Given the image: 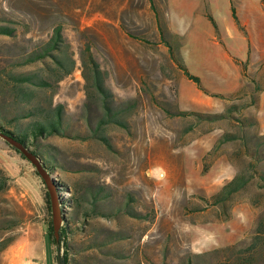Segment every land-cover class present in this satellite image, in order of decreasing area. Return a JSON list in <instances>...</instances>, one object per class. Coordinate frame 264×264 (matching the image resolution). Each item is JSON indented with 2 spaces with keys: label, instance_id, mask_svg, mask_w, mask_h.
Wrapping results in <instances>:
<instances>
[{
  "label": "rangeland",
  "instance_id": "1",
  "mask_svg": "<svg viewBox=\"0 0 264 264\" xmlns=\"http://www.w3.org/2000/svg\"><path fill=\"white\" fill-rule=\"evenodd\" d=\"M254 2L245 27L237 26L230 12L223 19L216 12L200 16L184 6L165 7L162 40L148 18L147 0H0V23L15 27L13 35L0 34V113L11 117L51 99L82 128L88 114L97 120L103 107L84 75L88 54L102 70L112 108L122 107L119 116L128 127L105 126L116 151L97 138L54 134L42 140L60 149L65 168L54 170L56 179L81 188L108 185L119 203L131 193L132 206L152 213L151 220L128 214L95 219L131 233L117 244L132 264H174L189 250L246 243L254 232L264 210L259 183L264 159L250 164L246 153L264 151L257 139L264 133V11ZM56 24L62 26L70 72L35 88L29 99L18 97L5 72L42 70L40 61L12 62L46 41ZM169 47L198 80L187 77ZM233 103L244 105L237 109ZM222 112L227 116H215ZM10 145L0 136V175L8 181L0 189V218L19 222L0 227V240L12 237L0 250V264H60L62 245L57 260L48 253L40 176ZM237 172L252 176L230 194L223 212L220 204L210 203V195ZM87 238L81 232L73 240Z\"/></svg>",
  "mask_w": 264,
  "mask_h": 264
},
{
  "label": "trees",
  "instance_id": "2",
  "mask_svg": "<svg viewBox=\"0 0 264 264\" xmlns=\"http://www.w3.org/2000/svg\"><path fill=\"white\" fill-rule=\"evenodd\" d=\"M150 1L154 16L157 19V29L160 38L163 40L161 24L164 23V17L162 10L157 7L156 0ZM262 1L264 3V0ZM233 15L235 16V11H233ZM209 17L212 19L210 14ZM14 30L15 27L13 25L0 23V34L13 35L15 34ZM63 41L62 26L56 24L46 41L37 48L14 59L13 65H23L35 61L42 63V70H10L5 72V80L12 82L11 84L16 89L18 97L29 99L35 88L47 87L52 80H59L64 74L70 72V60L62 54L63 47L61 45ZM169 51L173 60L187 77L192 80H198L196 75L190 73L182 62L173 56L170 47ZM47 57H50V59H47ZM84 64L89 73H84V75L90 78L92 90L99 94L103 107V112L97 120L93 121L89 114L86 116L87 126L85 128H82L80 124L73 122L67 117L62 103H53L51 99H47L45 104L36 101L28 105V107L16 111L11 117H6L4 113H0V130L20 140L39 155L44 166L53 177L54 170L58 166L65 168V164L60 161L58 154L60 149L55 144L42 139L54 134L80 139L97 138L108 149L116 151L117 147L111 141L109 135L105 133V126L109 122H115L128 127L127 121L119 116V111L122 110V107L115 109L116 111L112 108L110 103L111 92L104 84L103 73L99 68L98 62L88 54L84 59ZM243 105V103H233L231 106L239 109ZM215 116L225 117L227 113L222 112ZM229 136L235 135L224 133L223 137ZM257 139L262 144L264 142V133L259 134ZM10 146L28 161L20 150L13 145ZM246 153L250 157V164H254L255 160L264 159V151H246ZM31 166L33 171L39 176L34 166L32 164ZM249 176H252L251 173H235L216 192L210 195V203L220 204L222 211L225 212L227 210V198L233 191L243 187ZM259 177L261 178L260 185L264 186V169L259 172ZM39 178L43 184L41 177ZM54 181L59 192L63 211V221L58 239V243L63 248L60 257L55 252L50 203L44 184L42 185L44 201L42 207H40L41 220L46 227L48 253L52 259L56 258L57 260L59 257L60 264H132L131 261H128L129 253L117 244L121 240L130 238L131 233L122 228L109 227L95 219L97 217L114 219L119 214H128L139 219L151 220L154 218L152 213L139 211L132 206L128 201L132 200L131 193L127 195L125 202H116L113 195L114 192L108 185H89L86 188H81L80 183H69L55 177ZM6 187H8L7 176L0 175V189H5ZM18 222V220L13 218H0V227L11 228ZM81 232H86L88 238L81 243L75 242L73 240L74 235ZM11 238L7 236L0 240V250L12 240ZM95 250L99 251L101 256H96L95 253L97 251ZM262 261H264V210L259 214L254 232L246 243H228L205 251L189 250L181 260L174 264H263Z\"/></svg>",
  "mask_w": 264,
  "mask_h": 264
},
{
  "label": "crops",
  "instance_id": "3",
  "mask_svg": "<svg viewBox=\"0 0 264 264\" xmlns=\"http://www.w3.org/2000/svg\"><path fill=\"white\" fill-rule=\"evenodd\" d=\"M147 1V5L151 6V1ZM257 1L258 5H261L262 10L264 11L263 1ZM253 3H255L254 0H237V2H235V0H156V5L158 8L160 7V10H164V8L166 7L167 9L172 8V10L175 11L179 7L184 6L185 9L187 7L192 11L194 10L201 12L200 16H202V13L204 12H216L223 19H225L227 13L230 12L232 18L235 21V24L242 27H245V25H247V23L251 21V18H253L250 14L246 15V13H250L251 5H253ZM233 11H235V16L233 15ZM149 12L150 13L148 18L151 22V25L157 27V19L154 16L153 10H150ZM241 12L245 14L240 15ZM211 17L212 19L209 17V20L211 22L217 21L213 14L211 15Z\"/></svg>",
  "mask_w": 264,
  "mask_h": 264
},
{
  "label": "water",
  "instance_id": "4",
  "mask_svg": "<svg viewBox=\"0 0 264 264\" xmlns=\"http://www.w3.org/2000/svg\"><path fill=\"white\" fill-rule=\"evenodd\" d=\"M0 136L5 139L9 144L15 146L22 154L28 159V161L34 166L36 172L41 177L43 184L47 190L49 203H50V213L52 221L53 235L55 237V247L57 252V246L59 245V230L63 221V211L60 204V196L57 190L54 177L44 166L43 161L35 152H33L29 147H27L23 142L16 139L12 135L5 133L0 130ZM58 253V252H57Z\"/></svg>",
  "mask_w": 264,
  "mask_h": 264
}]
</instances>
